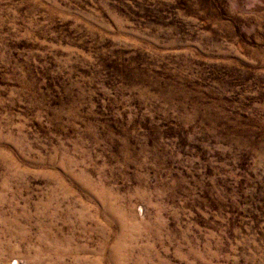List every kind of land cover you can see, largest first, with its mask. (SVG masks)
I'll return each mask as SVG.
<instances>
[{"label": "rangeland", "instance_id": "374dc122", "mask_svg": "<svg viewBox=\"0 0 264 264\" xmlns=\"http://www.w3.org/2000/svg\"><path fill=\"white\" fill-rule=\"evenodd\" d=\"M0 264H264V0H0Z\"/></svg>", "mask_w": 264, "mask_h": 264}]
</instances>
